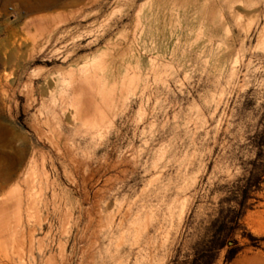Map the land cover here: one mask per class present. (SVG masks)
<instances>
[{
    "label": "rangeland",
    "instance_id": "1",
    "mask_svg": "<svg viewBox=\"0 0 264 264\" xmlns=\"http://www.w3.org/2000/svg\"><path fill=\"white\" fill-rule=\"evenodd\" d=\"M250 175L212 264H264V0H0V264H206Z\"/></svg>",
    "mask_w": 264,
    "mask_h": 264
},
{
    "label": "trees",
    "instance_id": "2",
    "mask_svg": "<svg viewBox=\"0 0 264 264\" xmlns=\"http://www.w3.org/2000/svg\"><path fill=\"white\" fill-rule=\"evenodd\" d=\"M254 178V175H250L246 184L238 189V196L226 198L225 202H235V206L221 209L218 217L212 222L211 230H213L212 237L205 242L202 250L203 254L208 257L206 264H212L216 257L219 255L231 239L238 228L241 227V220L247 212V203L250 199V195L253 191L257 190L260 186L259 180L261 175ZM252 237V236H250ZM236 244L235 241H233ZM239 249L231 246L227 252L226 262L232 261L237 255Z\"/></svg>",
    "mask_w": 264,
    "mask_h": 264
},
{
    "label": "bare ground",
    "instance_id": "3",
    "mask_svg": "<svg viewBox=\"0 0 264 264\" xmlns=\"http://www.w3.org/2000/svg\"><path fill=\"white\" fill-rule=\"evenodd\" d=\"M23 160H24V158L21 160L20 163H22ZM15 171H17V169ZM15 173H13L12 177L15 175ZM8 174H9V172H8ZM20 178H21V176H20ZM13 204H14V209H15V212H16L15 223H14L13 227L10 230L6 229L5 232L1 231L0 236L2 237V240H1L2 242L3 241L4 242L5 241L8 242L9 240L11 242V240H14V241H16V242H14L16 244L17 242L20 243V241L24 240L26 235H28L27 232H26V228L24 226L23 213H24V207L28 209V208H30V205L32 206V204H29V203L26 204V199L22 196V194H20V195L17 194L16 196L14 195ZM30 209H32V208H30ZM32 235H33V233L30 234L31 240L33 238ZM16 246H17V244H16Z\"/></svg>",
    "mask_w": 264,
    "mask_h": 264
},
{
    "label": "water",
    "instance_id": "4",
    "mask_svg": "<svg viewBox=\"0 0 264 264\" xmlns=\"http://www.w3.org/2000/svg\"><path fill=\"white\" fill-rule=\"evenodd\" d=\"M230 244H232V243L230 242Z\"/></svg>",
    "mask_w": 264,
    "mask_h": 264
}]
</instances>
